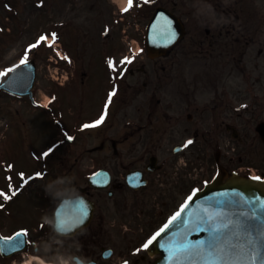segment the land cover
Instances as JSON below:
<instances>
[{
  "label": "flooded vegetation",
  "instance_id": "1",
  "mask_svg": "<svg viewBox=\"0 0 264 264\" xmlns=\"http://www.w3.org/2000/svg\"><path fill=\"white\" fill-rule=\"evenodd\" d=\"M193 1L194 8L189 10H182V3L177 8V0L167 3L187 23L189 32L185 36L191 38L185 41L187 46L201 49L205 55L201 72L192 77L198 59L178 56L176 48L158 58L144 59L139 53L134 58L141 64L137 67L139 73H130L136 78L127 82V88L121 87L111 100L108 94H100L92 111V116L102 113L100 127L109 130L96 132L101 149L124 145L126 152L119 156L122 161H129L121 163L122 169L139 168L147 181L134 191L124 177L112 178L110 187L121 196L117 203L127 214L124 221L130 224L129 230L139 218L134 207L130 208L125 191L140 199L141 219H145L159 208H174L177 195L192 185L189 173L180 175L179 184L176 183L172 165L177 156H170L169 147L174 142L191 141L190 148H181L182 156L198 157L203 169L212 160L217 167L256 166L264 172V142L260 134L264 129V41L255 40L264 35V27L255 25V14L252 10L251 15L247 13L239 3L251 0ZM98 3L104 4L106 12L112 11V4L107 1ZM247 55L253 63L252 72L241 74V62ZM193 80L199 81L195 84ZM203 81L211 88L203 89L207 98L201 100L202 89L197 86ZM92 100L95 104L97 96ZM113 128L117 129L115 134ZM211 151H215L213 159ZM112 197L105 195L106 200ZM163 215L162 211L158 213L159 217ZM96 219L103 221V216Z\"/></svg>",
  "mask_w": 264,
  "mask_h": 264
},
{
  "label": "rangeland",
  "instance_id": "2",
  "mask_svg": "<svg viewBox=\"0 0 264 264\" xmlns=\"http://www.w3.org/2000/svg\"><path fill=\"white\" fill-rule=\"evenodd\" d=\"M115 1L118 4L121 3V0ZM65 2L69 1L0 0V71L14 65L18 59H23L27 51V58L32 57L35 59L37 65L36 99L40 101L43 100V103L46 101L44 97L45 94L50 95L56 91L57 88L59 95L64 94L69 98V103L77 97L73 86L67 85L63 90L59 87L58 83L66 81V76L61 77V75H65L66 73L70 74L72 72L70 66H66L68 64L65 63H63V65L60 61L57 62L56 56L53 55V52H51L49 48L40 46L38 49H32L31 51L29 49V45L34 43L32 40L34 37L38 36L40 32L48 29H55L58 26L57 22L60 20L59 7ZM16 8H18L17 12L12 14V10ZM72 10H74L75 15L81 18L85 13V9L80 3L77 5V8H72ZM129 22L130 17H125V23L127 24ZM137 22L140 21H136L133 24ZM80 24L85 28V22ZM124 27L126 28V25ZM128 30L129 31L124 35H128L130 38L132 37V33H130L132 29L129 28ZM82 33L83 32L77 28L75 29V33H67L64 40H69V45L74 44V36L77 34V36L81 38ZM133 36L137 37L136 35ZM116 42L117 40H115L114 44ZM79 43H81V40H79ZM84 52V46L79 45L76 58L79 54H83ZM71 56L74 58V54ZM56 76L58 77L57 79ZM99 92H101V90ZM43 97L45 99H43ZM205 98H207L206 93L202 92L201 99L203 100ZM52 106L55 108L57 107L56 109L60 111L63 107L64 109L69 108V104L66 100L60 101L55 99ZM39 114V112L37 113L31 107L29 100H19L6 94L0 95V185L6 186L8 189V186L12 185V181H17V175L22 176V184L24 185L25 181L30 180V178L26 177L27 174L32 173L36 169L41 171L47 169V172L42 178V182L34 181L32 183V185L35 183L37 184L36 187H33L37 190L34 196L28 198V202L24 197H26L33 188H28L26 190L28 192L24 191L23 194H18L14 202L0 209V234H9L19 227L17 225L21 224H25L26 227H36L34 229L31 228V233L29 235L34 243L29 247L28 251L8 258H4L0 255V264H21L26 259L28 252L42 255L46 259H51V257L57 254H72L74 249H77V246L74 244L76 238L65 242V246L64 239H62L61 244L52 242L53 234L50 228L43 223V217L47 215V211L51 209L50 205L53 201L51 196L45 193V185L58 178L66 177L71 180L70 187L74 189L77 183L74 182L73 176L78 177L80 176V171L91 168L89 167L90 158L88 154L87 156L84 155V160L82 161L81 158L83 155L80 156L79 161H76L75 158L80 151L86 153V148H89L95 143L93 139L94 134H89L87 132V134L91 136L84 135L83 140L79 144L68 143L64 145V148L60 152L62 156H59L60 160H58L57 154L53 156L51 149L44 148L48 145H51V147L55 146L56 140L59 139V135L55 132V128H51ZM50 117L52 119V116ZM55 133L56 136H54ZM56 150L59 151V149ZM45 153H47V155H45ZM61 169L63 172L62 176ZM13 170H17V172L14 174ZM8 172L14 174L13 177H11V174ZM197 173L198 168H193L192 175L196 176ZM8 207L11 208L6 215V210L9 209ZM34 214L35 218L42 220V228H38L39 226L37 225L33 226L32 217ZM104 237L110 238V243L117 246L118 255L123 253V249L130 252V248H132V242L129 240L120 241V232L117 230L105 234ZM46 243L51 244V248L47 251L44 247ZM35 247L37 251H34ZM109 264L113 263L110 261Z\"/></svg>",
  "mask_w": 264,
  "mask_h": 264
},
{
  "label": "snow or ice",
  "instance_id": "3",
  "mask_svg": "<svg viewBox=\"0 0 264 264\" xmlns=\"http://www.w3.org/2000/svg\"><path fill=\"white\" fill-rule=\"evenodd\" d=\"M131 0H129V3ZM126 10V9H125ZM53 35V39H55V34ZM45 37L40 36L39 39L35 44L29 45V49L37 47L40 42L44 41ZM27 62V51L25 52V56L23 59H21L20 63L25 64ZM111 66V62H109ZM11 71V69H9ZM0 75H4L3 73H0ZM113 93H109V100H111ZM105 108H107V104L105 105ZM104 119V116L101 115V117L95 121V125H99ZM95 125H84V127L89 126H95ZM189 141L188 143H190ZM47 155V153H45ZM39 175V174H37ZM253 179L258 180L259 177H253ZM15 195V193H12ZM194 194V193H193ZM3 193H0V196H3ZM5 199H8L9 197L4 196ZM191 199V197H189ZM187 203V201H186ZM183 207V206H182ZM178 218H181V213L177 212L174 214L170 220L157 232L155 233L151 239L144 245V247H147L148 244H151L152 241L156 240L157 237L160 236L162 232H164L165 229L169 227L174 221H176ZM256 219L260 220L261 223H264V219H262L260 216H258L257 211L255 208H253L249 213L244 214L240 221L237 222V227L243 228L245 224H247L249 221ZM62 221L63 222H71V220H68L65 218V215L62 214ZM181 223L184 225H190L189 231H202L206 230L210 234V241H197L195 243L193 242H186L182 245L180 248H168L169 253V259L170 261H173L174 264H181L182 260L186 258V256H181V253L185 254H191L193 250L196 251V254L201 257V259L204 261V264H264V257H262L257 250L256 247V241L252 238V235L248 233L246 235V243H236V244H227V245H219L216 241H218L221 233L219 232V229L227 227L224 224L216 223L213 221V217L209 215L207 218H199V222L197 223L195 220L190 222L189 220L181 219ZM22 233H17V236L21 235ZM237 236L240 235V233H236ZM186 236V234H185ZM11 239V237L7 238ZM161 247H165L163 244Z\"/></svg>",
  "mask_w": 264,
  "mask_h": 264
},
{
  "label": "water",
  "instance_id": "4",
  "mask_svg": "<svg viewBox=\"0 0 264 264\" xmlns=\"http://www.w3.org/2000/svg\"><path fill=\"white\" fill-rule=\"evenodd\" d=\"M27 66H32V63L26 64L23 66V68H19L18 70L13 71L12 75L9 79H7L2 86H7V84L16 83V81H19V79L22 78L24 73V68ZM34 80V69L32 66V69L27 74V80L25 83L21 85V87L18 88H12L10 90L11 92L19 93L20 95L30 93V89L33 85ZM225 186L231 187L230 189L238 190V193L242 192L245 196L252 197L256 204H263L264 202V183L262 182H250L246 180H232L231 182L223 183L221 184L218 180H216L214 183L207 185L205 190L199 192L196 199L187 206L181 213V218H178L176 221H174L170 225V229L166 230V235L164 238L161 239V241L164 243L167 239L168 232H172L173 230L177 231L183 238L187 240V242H197V241H205L206 239H192L190 240L188 238L189 228L190 225H184L181 223V219L189 220L192 222L197 214L200 213V209L202 207V204L204 202V197H211L218 193V191H222ZM215 188V190L211 191V189ZM186 234V236H185ZM179 238V237H178ZM207 244V242H206ZM21 246V245H20ZM7 251H11V248L6 246ZM168 251V250H167ZM198 260L200 264H204V261L201 259L199 255ZM164 260L162 261V264H169L171 261H169V253L164 256ZM174 264V263H172Z\"/></svg>",
  "mask_w": 264,
  "mask_h": 264
},
{
  "label": "clouds",
  "instance_id": "5",
  "mask_svg": "<svg viewBox=\"0 0 264 264\" xmlns=\"http://www.w3.org/2000/svg\"><path fill=\"white\" fill-rule=\"evenodd\" d=\"M70 185L71 180L66 177L58 178L45 185V193L51 196L53 200V211L50 215H45L43 217V223L50 228L53 234L52 242L56 244H61L62 238H67L71 234L76 233L77 230H82L85 224V220L79 214H77L71 222H63L62 214L57 211L60 207L67 206L68 197L79 195L70 187ZM79 234L85 233L80 231ZM44 247L47 251L51 248V244L46 243ZM49 264H93V261L88 257L71 254H57L54 257H51Z\"/></svg>",
  "mask_w": 264,
  "mask_h": 264
},
{
  "label": "bare ground",
  "instance_id": "6",
  "mask_svg": "<svg viewBox=\"0 0 264 264\" xmlns=\"http://www.w3.org/2000/svg\"><path fill=\"white\" fill-rule=\"evenodd\" d=\"M24 264H49V261H46L44 258H42L39 255L36 254H30L27 258Z\"/></svg>",
  "mask_w": 264,
  "mask_h": 264
}]
</instances>
